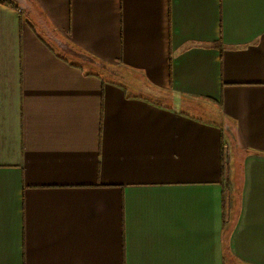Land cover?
<instances>
[{"label": "crops", "instance_id": "crops-1", "mask_svg": "<svg viewBox=\"0 0 264 264\" xmlns=\"http://www.w3.org/2000/svg\"><path fill=\"white\" fill-rule=\"evenodd\" d=\"M6 1L0 264H264V0Z\"/></svg>", "mask_w": 264, "mask_h": 264}, {"label": "trees", "instance_id": "trees-1", "mask_svg": "<svg viewBox=\"0 0 264 264\" xmlns=\"http://www.w3.org/2000/svg\"><path fill=\"white\" fill-rule=\"evenodd\" d=\"M2 2H7L11 6L13 5L10 1L2 0ZM50 48L55 51L53 47L50 46ZM55 52L57 53V51ZM100 64V66L82 64L80 67L87 72L98 76L106 83L121 88L127 94L128 98L140 97L158 106H164L167 108L171 107L172 95L150 86L144 74L140 71L125 66L121 62L116 64L100 62Z\"/></svg>", "mask_w": 264, "mask_h": 264}, {"label": "rangeland", "instance_id": "rangeland-1", "mask_svg": "<svg viewBox=\"0 0 264 264\" xmlns=\"http://www.w3.org/2000/svg\"><path fill=\"white\" fill-rule=\"evenodd\" d=\"M192 115L200 118V119H205L206 121H212V122H217V118L214 117L211 114H204L201 113L197 110H189ZM230 143H228V146L226 148V153H227V162H226V166H225V172H226V182L227 184H231V181H234L233 179V174L235 172L233 165H232V161H231V157H233V155H231V147H230ZM236 169V168H235ZM233 179V180H232Z\"/></svg>", "mask_w": 264, "mask_h": 264}]
</instances>
